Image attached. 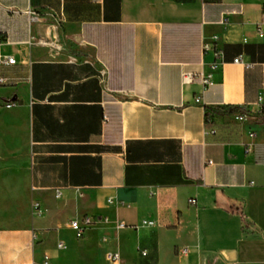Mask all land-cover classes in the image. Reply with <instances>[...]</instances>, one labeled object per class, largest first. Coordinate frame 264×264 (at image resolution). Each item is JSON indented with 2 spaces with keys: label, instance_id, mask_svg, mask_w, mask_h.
Masks as SVG:
<instances>
[{
  "label": "crops",
  "instance_id": "0c3cea01",
  "mask_svg": "<svg viewBox=\"0 0 264 264\" xmlns=\"http://www.w3.org/2000/svg\"><path fill=\"white\" fill-rule=\"evenodd\" d=\"M263 13L264 0H0V56L17 60L0 65V264H67L78 241L62 234L78 240L84 217L124 224L119 250L141 264H264ZM205 42L223 51L206 90Z\"/></svg>",
  "mask_w": 264,
  "mask_h": 264
},
{
  "label": "built area",
  "instance_id": "2783aa9c",
  "mask_svg": "<svg viewBox=\"0 0 264 264\" xmlns=\"http://www.w3.org/2000/svg\"><path fill=\"white\" fill-rule=\"evenodd\" d=\"M264 13H263V19L261 20L260 23L257 24V36L260 40L264 39ZM203 51L204 54L207 53H212L214 57V61L209 65V72H201L199 74V77L201 79L202 85L204 87V90H206L211 84H212V78L214 75V72H216L220 65L223 63V51L220 48H217L215 45L209 42H205L203 45ZM235 64H239L244 66L246 69L252 68L253 64L251 63H246L242 59V57L236 58L234 60ZM0 65L4 67H13L17 65V60L12 57V56H0ZM195 79V74L190 73V72H184L183 74V82L185 84L192 83ZM8 82V79L5 77L0 78V83L1 84H6ZM195 102L197 104H200L202 102L201 97L196 98ZM14 104H10L7 107H12ZM251 116L246 110H241L238 113L235 114V120L237 121H245L249 119ZM213 133H215L213 131ZM60 196V192L57 191V197ZM192 204H195V200L191 201ZM33 212L36 216H41L42 215V210L40 208L39 204L33 205ZM106 222L108 221L107 219L105 220ZM96 224V221L93 220L90 217H84L82 219H76L70 222L69 227L71 230L74 231L76 237L78 239L84 238L86 232ZM144 225H153L152 222L149 221H144ZM118 229L123 230L125 229L124 224H117ZM57 248L59 250H65L67 247L63 242L58 243ZM142 256L146 257L148 255L147 251H142ZM107 260L111 264H120V255L118 253H108L107 255ZM41 264H51V258L48 255H45L43 257V260Z\"/></svg>",
  "mask_w": 264,
  "mask_h": 264
},
{
  "label": "rangeland",
  "instance_id": "374dc122",
  "mask_svg": "<svg viewBox=\"0 0 264 264\" xmlns=\"http://www.w3.org/2000/svg\"><path fill=\"white\" fill-rule=\"evenodd\" d=\"M121 231L117 225H114L112 229H102L94 226L87 231L84 238L78 240L71 232H64L62 238L72 246L76 245L78 241V246L74 249L67 264H111L107 260L108 253H118L120 264H141L142 259L138 257L137 252H134L132 247L128 246L127 248L129 257L119 250V234Z\"/></svg>",
  "mask_w": 264,
  "mask_h": 264
}]
</instances>
